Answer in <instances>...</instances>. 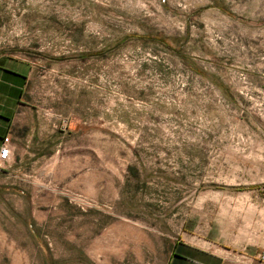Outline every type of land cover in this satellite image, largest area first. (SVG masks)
Masks as SVG:
<instances>
[{"label": "rangeland", "instance_id": "374dc122", "mask_svg": "<svg viewBox=\"0 0 264 264\" xmlns=\"http://www.w3.org/2000/svg\"><path fill=\"white\" fill-rule=\"evenodd\" d=\"M3 51L42 127L0 264H166L185 230L264 264V0H0Z\"/></svg>", "mask_w": 264, "mask_h": 264}, {"label": "crops", "instance_id": "0c3cea01", "mask_svg": "<svg viewBox=\"0 0 264 264\" xmlns=\"http://www.w3.org/2000/svg\"><path fill=\"white\" fill-rule=\"evenodd\" d=\"M32 71L30 61L18 58L13 52H0V148L4 136H9L7 166L24 160L29 133L42 127L41 116L24 99ZM224 245L215 239L193 238L185 230L172 244L166 264H225L228 255ZM249 250L247 256L252 255Z\"/></svg>", "mask_w": 264, "mask_h": 264}, {"label": "built area", "instance_id": "2783aa9c", "mask_svg": "<svg viewBox=\"0 0 264 264\" xmlns=\"http://www.w3.org/2000/svg\"><path fill=\"white\" fill-rule=\"evenodd\" d=\"M10 154V142L9 136H4L1 148H0V162L6 163ZM261 260H264V250L259 254Z\"/></svg>", "mask_w": 264, "mask_h": 264}]
</instances>
